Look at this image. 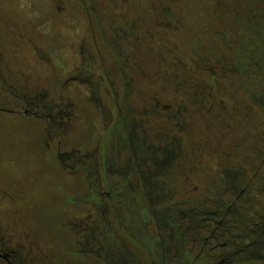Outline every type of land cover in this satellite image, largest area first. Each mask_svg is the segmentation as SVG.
I'll return each instance as SVG.
<instances>
[{
  "label": "rangeland",
  "instance_id": "obj_1",
  "mask_svg": "<svg viewBox=\"0 0 264 264\" xmlns=\"http://www.w3.org/2000/svg\"><path fill=\"white\" fill-rule=\"evenodd\" d=\"M152 2L143 1L146 21L139 30L140 38H131L127 50L121 51L126 55L134 51L131 59L134 55L136 64L145 71L144 77L131 72L141 89L140 100L129 101L137 115L128 118L127 123L123 124L122 117L114 123L109 113H102L98 107L104 105L109 110L111 101H82L75 83L66 88L70 97L66 104L73 109V115L71 121L67 119L70 126L64 137L59 139L66 147L83 152L97 149L98 165L87 171L91 173L89 178L79 168L76 176L71 177L68 169L65 175L54 163V151L49 157L43 155L40 122L12 113L8 108L17 106V100L0 88V185L12 189L17 200H7L6 205L11 207L8 215L17 224L32 226L34 236L46 247L54 264H104L74 250L76 237L69 225L74 216L76 222L88 213L99 216L95 211L101 210L106 198L98 196L102 190H109L113 197L110 202L120 219L106 229L107 238L99 240H107L113 247L125 243L138 261L130 260V264H152L146 254L154 244L165 250L166 264H211L213 260L206 253L197 257L199 248L191 251V243L178 241L179 232L196 234L195 224L188 222L190 219L182 212L198 208L212 211L217 204L222 209L232 201L233 195L224 192L226 183L217 184L219 177H226L225 171L232 170L235 179L248 184L241 175L237 176L238 172L246 174L245 168L253 164L249 154L259 139L256 126L264 123V112L250 103L247 94L252 90L264 99V63L253 54L264 35V0H161L155 20ZM62 3L64 0H0V47L10 57V64L28 78L31 87L47 88L55 72L60 78H67L79 63L80 44L84 51L90 48L86 29L76 32L53 10ZM255 37L257 40L253 41ZM109 44L120 51L111 40ZM220 51L224 58L219 57ZM102 52L110 56L109 50L103 48ZM193 56L209 64L213 62H208L207 57L220 58L230 63L232 72L228 71L227 79L218 80L217 87L209 85L208 89L192 69ZM185 75L187 89L180 84ZM196 84L198 92L224 101H200L201 96L191 103L183 101L184 90L187 98L196 97L195 89L189 88L197 87ZM154 99L162 105L158 109L160 115L153 112L157 102ZM243 102L249 104L246 114L240 106ZM216 103H221L222 109ZM126 112L123 109V115ZM125 137L126 145L119 157L114 145L118 141L121 144ZM136 140L152 151L155 148V152L139 151ZM155 158L162 159V163L155 164ZM111 160L120 164L110 168ZM209 188H213L212 192ZM241 198L242 205L254 207L246 195ZM92 200L98 203L97 207ZM111 216L107 214V219ZM155 216H167L168 223H160L159 229ZM218 217L225 221L224 236L228 242L223 250V257L228 259L223 264H264V260L229 256L228 252L240 244L252 248L255 234L242 238L244 229L238 227L237 217Z\"/></svg>",
  "mask_w": 264,
  "mask_h": 264
},
{
  "label": "flooded vegetation",
  "instance_id": "obj_2",
  "mask_svg": "<svg viewBox=\"0 0 264 264\" xmlns=\"http://www.w3.org/2000/svg\"><path fill=\"white\" fill-rule=\"evenodd\" d=\"M143 1L144 0H64L62 5L58 4L55 7L56 9L52 8L56 10L58 15H62L61 21L64 24L67 23L72 25L76 32H79V30L83 32V30L86 29V35L90 38V40L88 39L86 42H89L88 45L90 48L84 51L83 45L80 44L79 63L73 66L67 78H60L58 72L53 73L54 76L48 80L47 88H40L39 86L31 87L28 78L10 64V57L6 55L0 47V88L3 91L11 93L18 103L17 106L9 107L8 109L12 113L35 118L41 122L43 155L49 157L50 153L54 151V153L52 152L54 163L62 168L65 175L67 169L71 177L76 176L79 169H83L86 177L89 178L91 173L87 171H90L91 168L97 167L98 165L96 148L83 152L72 146L66 147L65 142L59 139L64 137V132L70 126L73 115V109L69 107L70 105L67 106L66 104V100L70 101V97L67 96L66 88L71 82L78 86L82 101H111L109 110H107L104 105L98 107L101 109L102 113H109V116L114 119V123L119 122L121 117L123 119L122 122L124 121L123 124L127 123V120L129 121L128 118L137 115V110L129 105V101H139L141 89L137 86L138 79L131 75V72L134 71L138 75L141 74L142 77H144L145 71L140 64H136L137 61L134 60V55L131 59V55L134 51H131L128 55L123 54L121 51L127 50L128 47L126 44H128L131 38L135 40L140 38L141 33L139 30L146 21L142 6ZM160 6L161 0H153L151 5L154 14L152 17L153 20L157 19L155 11L160 10ZM255 24L257 25L258 23ZM178 27L180 28V25H178ZM109 40L120 48L119 52L110 46ZM252 40L256 41L257 38L255 37ZM103 48L110 51V56L102 52ZM15 54L17 55V53ZM218 55L220 58H224L222 51H220ZM211 58L216 57H208V62ZM192 62H194L193 59ZM192 62H190V64H193ZM212 66L213 73L216 74L217 77L214 79L216 81L215 85H219L217 83L218 80L227 79L228 71L232 72V69H229L230 63L228 62L219 61L217 65L214 64ZM184 67L185 64H183V70H185ZM193 71L197 74V77L201 79V82L205 81L204 84H206L207 88L211 85L209 82L211 78L208 72L195 71L194 69ZM184 72L181 73L182 76H184ZM55 76H57L56 79L54 78ZM173 82L176 84V80ZM180 84L187 89L186 75ZM82 86L84 88H82ZM196 86L197 87H189L190 89H195L194 93L196 97L187 98V93H185L186 90H184L183 101H190L191 103V101H197L199 96L203 98L200 101H224L222 98L216 99L212 94L202 91L198 92L197 89L199 84H196ZM211 86L215 87L214 85ZM247 94L249 99L253 98L255 101H264L261 93H253L252 90H249ZM154 101L157 102L153 106V112H157V115H160L158 112V109L162 108L160 100L154 99ZM165 107L166 106H163L164 109ZM125 108L127 112L126 115H123V109ZM148 112L149 111H143L142 113ZM184 112H188V110L185 109ZM184 112L179 113L183 115ZM67 119L70 121L68 122ZM127 134L130 139V132H127ZM125 139L126 137L121 139V144L118 141V144L115 143L114 145V149L116 150L115 154L119 157H121V149L126 145ZM136 142L139 151L155 152V148L152 151L151 147L144 145L140 141L136 140ZM154 162L155 164H161L162 159L155 158ZM103 163L105 165L107 163L104 158ZM115 164H120V162L111 160L110 168ZM252 165L251 167L247 166V168H245L246 174L243 175L238 172L239 175L243 176V179L251 177L249 179L251 184L254 182V179L250 175L253 169ZM226 172H229L227 173L228 176L232 175L233 177L234 173H232V170ZM142 181H145L144 177ZM139 182L138 180V183ZM105 184L107 185V176ZM251 184L249 185L250 187ZM0 193V264H54L49 258L50 255L46 247L34 236L33 232L35 231H33L32 226L17 224L16 220L8 215L11 207L6 205L7 200L11 202L17 201L14 197L13 190L7 189L5 184H2L0 185ZM98 196L102 198L106 197L101 210L98 209L95 211L99 216L96 215L94 217L92 213H88L77 222L75 216L73 217L74 219H71L69 222L76 237L74 240V250L82 256L98 258L104 264H130V260L138 262L127 247L125 248V243L114 246V249L112 243L107 242V240L104 242L99 240V238L102 240L107 238L105 234L106 229L113 227L114 221L117 222L120 218L117 209L112 202H110L113 197L109 190L98 192ZM252 201L254 202V200ZM92 202L94 207H97L98 203L94 200H92ZM189 212H193L196 215H189ZM110 213L112 216L110 219H107V214ZM182 215H186L185 217L190 219L187 221L192 225L195 224L196 234L188 231L179 232L178 241L182 244L191 243V251H194V248L202 246L201 252L204 254L206 253L208 259L213 260L211 264L214 262H216V264L225 263L228 258L223 257V250L228 246V242L225 241L224 231H218V229L225 224L224 220L221 219L219 221L213 218L210 221V218L213 216L218 217V211L216 209L212 211L188 209L183 211ZM167 218V216H163L162 219H159L155 216L154 221L156 226L160 229V223L167 224ZM252 218L255 219L252 220ZM249 222L251 223V227L245 230L240 237L247 238L253 234L257 235L258 240H253V242L250 243L251 246L255 248L258 243L264 241V229L261 233H258V229L261 227L264 228V214L259 215L256 213V215L250 217ZM79 228L80 230L78 231ZM192 228L193 227H191V229ZM81 229L84 230L83 233H81ZM136 230L138 232L142 231L140 226L137 225ZM79 233H81L82 236ZM160 234L159 232V235ZM195 236H197V238ZM235 237L237 236L235 235ZM140 244L141 242L137 243L138 246H140ZM207 246L209 249L205 250ZM150 250L151 251L147 252L146 256L150 258L152 264H166L165 250H162V248H159L156 244L152 245ZM187 254L188 253H185V255ZM228 254L229 256L237 255L239 254V249L228 252ZM197 255V257H201L200 253H197ZM215 255L220 258L219 261H215Z\"/></svg>",
  "mask_w": 264,
  "mask_h": 264
},
{
  "label": "trees",
  "instance_id": "obj_3",
  "mask_svg": "<svg viewBox=\"0 0 264 264\" xmlns=\"http://www.w3.org/2000/svg\"><path fill=\"white\" fill-rule=\"evenodd\" d=\"M253 27L255 29H257L256 25H253ZM181 29H184L183 26L180 25ZM240 37V36H239ZM261 39H262V44L261 46H259L257 48V50H255V52L253 53L257 58L261 59V61L264 63V35H261ZM251 46V44H250ZM210 57V56H209ZM208 58V57H207ZM193 61L192 62V67L193 69L196 71H200V72H208L209 76L211 79H209V82L211 85H214L215 87H217L216 81L214 80L216 77V74L213 73L212 70V65H217L220 62H222L223 60H221L220 58H211L210 61H212V64L209 63H203L202 60L199 59L198 56H193ZM260 62V63H262ZM259 63V65H261ZM263 67V66H262ZM261 68V67H260ZM264 68V67H263ZM250 103H253L255 105L260 106L261 111L264 112V103H262L261 101H255L253 98L250 99ZM218 107H220L222 109V105L221 103H217L216 104ZM240 106L243 107V112L244 114H246L249 111V104L247 102H243L240 104ZM252 106V105H250ZM235 108L240 109L239 106H235ZM257 130L259 131L257 133V136L259 137L258 141L256 142V144H254L252 151L250 152V156L253 157V165H252V172H251V176L254 179L251 184V181H249V177H247V179H242L241 180H245L248 181L247 186L243 185V183H241L240 181H238L237 179H235V177H232V175L228 176L227 173L225 171V175L226 177L223 179L222 177H219L217 179V184L221 185V184H225L227 185V188H225L224 192L225 194H229L231 193L232 196V201H230L229 203H225L224 206L222 207V209H220L219 204L215 205L214 208H216V210L218 211V214L221 215H226L228 214V217L231 218L232 216L234 217V215H237V220L236 222L240 224V226L238 227H242L245 230H247L249 227H251V223L249 222L250 217H253V215H256V213L260 214H264V139H262V135H264V123H257ZM256 136V137H257ZM240 175L238 174L237 177H239ZM251 184V187L249 186ZM214 186V184H213ZM213 190V188H209V191ZM241 194V195H240ZM208 195L210 196L211 194L208 193ZM242 195H246V197L251 201L254 200L253 206L254 207H246L244 205H242ZM239 196V197H238ZM209 202H211V200H208ZM195 210H203V208H198ZM195 214V213H194ZM219 216V215H218ZM234 217V218H236ZM217 219V220H221L222 218L218 219L219 217H212L210 218V221L212 219ZM255 218H252V220H254ZM189 222V221H188ZM225 223V221H224ZM223 227H220L218 229L219 232H223L226 228L224 227V225H222ZM264 228H260L258 229V233H261L262 230ZM193 231V230H192ZM254 240H258L257 235H255ZM254 241V242H255ZM243 245L240 244L238 246L237 249H239V254H237V258L239 259H254V260H264V241L262 243H258L257 246L254 248V246H252V248H247V247H242ZM246 246V245H245ZM209 247H205V250H208ZM256 249V251H255ZM198 254L200 253V256H202L204 253H202V246L199 247L198 249ZM202 253V254H201ZM215 261H219L220 258L217 257L215 255L214 257ZM213 264H216V262H214Z\"/></svg>",
  "mask_w": 264,
  "mask_h": 264
},
{
  "label": "crops",
  "instance_id": "obj_4",
  "mask_svg": "<svg viewBox=\"0 0 264 264\" xmlns=\"http://www.w3.org/2000/svg\"><path fill=\"white\" fill-rule=\"evenodd\" d=\"M24 117H25V118L34 119V120H36V121L40 122L38 119H35V118H31V117H27V116H24ZM40 127H41V122H40Z\"/></svg>",
  "mask_w": 264,
  "mask_h": 264
}]
</instances>
